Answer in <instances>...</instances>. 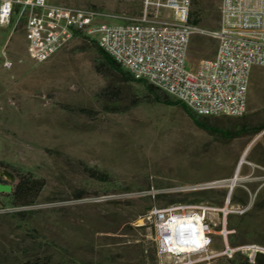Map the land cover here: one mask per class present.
Masks as SVG:
<instances>
[{"label":"rangeland","instance_id":"rangeland-1","mask_svg":"<svg viewBox=\"0 0 264 264\" xmlns=\"http://www.w3.org/2000/svg\"><path fill=\"white\" fill-rule=\"evenodd\" d=\"M219 1L204 0L205 31L217 28ZM49 2L98 9L109 23L120 22L112 15L135 17L141 9V0ZM83 42L74 40L38 64L25 52L24 19L14 14L0 25V180L13 188L19 176L29 175L43 184L29 208L10 207L0 193V264H160L153 226L141 218L184 195L153 201L142 194L223 180L214 191L227 195L241 158L231 195L245 193L248 203L232 236L264 246V130L231 140L210 134L179 107L150 101L144 88L105 69ZM215 51L214 39L194 35L188 65ZM110 104L119 111L106 109ZM245 117L252 126L264 123V68L252 70ZM209 120L232 127L223 117ZM229 207L240 206L229 199ZM212 216L218 231L221 214ZM221 245L214 237L212 248ZM162 264L177 262L165 258ZM208 264L231 263L220 258Z\"/></svg>","mask_w":264,"mask_h":264},{"label":"built area","instance_id":"built-area-1","mask_svg":"<svg viewBox=\"0 0 264 264\" xmlns=\"http://www.w3.org/2000/svg\"><path fill=\"white\" fill-rule=\"evenodd\" d=\"M191 0H141L139 15L111 16L109 23L94 8L54 5L49 0H0V25H8L15 14L24 19L27 57L44 63L74 40L96 46L133 80L145 82L183 104L199 117H241L247 108L249 83L254 67L264 68V0H220L218 25L205 31L190 23ZM208 35L216 42L214 57L188 65L190 40ZM264 133V132H263ZM223 180L179 184L142 195L153 201L160 195H186L214 190ZM233 186L225 203H176L153 206L141 218L152 224L156 256L177 264H208L217 259L242 256L253 264L264 246L246 243L231 246L228 237L246 211L229 207ZM221 214V226L213 228V216ZM236 216L237 219H232ZM214 237L221 241L213 249Z\"/></svg>","mask_w":264,"mask_h":264},{"label":"trees","instance_id":"trees-1","mask_svg":"<svg viewBox=\"0 0 264 264\" xmlns=\"http://www.w3.org/2000/svg\"><path fill=\"white\" fill-rule=\"evenodd\" d=\"M205 9L204 0H191V12H190V23L194 26H202L203 25V12ZM219 19V18H218ZM194 37V36H193ZM191 38V40L193 39ZM190 40V42H191ZM83 41V40H82ZM84 45H89L94 49L97 53L98 57L100 58L101 62L100 65L103 66L105 69L109 70L110 72L114 73L115 75L119 76L120 79L124 82L133 83L135 85H139L146 90L148 93V97L150 101L159 103L165 106H176L182 109V111L191 119L195 126L198 128L219 136L221 139L224 140H231L242 135L250 134V135H257L261 131L264 130V123L252 126V124L244 118V115L239 117L240 122H234L227 117H223L232 124L230 130L227 128L221 127L217 125L215 122H211L208 117H199L189 111L183 104L178 101L173 100L167 95L159 94L156 88L153 86L142 82L133 80L127 73L121 70L113 60L103 53L94 42L88 43L86 41L83 42ZM97 72H101L99 67L95 68ZM108 110L110 111H119L118 107L115 104H110L107 106ZM263 141H264V134H263ZM42 182L39 179H35L28 176H19L16 185L12 188L11 193L7 194L8 202L10 207L12 208H29L36 204L39 194L42 189ZM226 197L225 192H218L214 190L209 191H199L190 194L184 195L183 198L179 199H172L169 204L175 203H205L207 202L210 205H220L223 199ZM80 198V195L77 196ZM230 202L234 205H239L241 207H245L248 203V197L244 193L243 196H237L236 194H232L230 198ZM24 212L17 214H23ZM228 243L231 246H236L241 244V242H237L234 239V236L228 237ZM242 256H236L234 259L229 260L231 264H248L245 259L243 258L242 261L238 263V259ZM241 259V258H240ZM23 264H39L38 262H25ZM44 264V263H42ZM253 264H264V256L259 254L255 257V261Z\"/></svg>","mask_w":264,"mask_h":264},{"label":"water","instance_id":"water-1","mask_svg":"<svg viewBox=\"0 0 264 264\" xmlns=\"http://www.w3.org/2000/svg\"><path fill=\"white\" fill-rule=\"evenodd\" d=\"M7 176L12 178V176L10 174H7ZM11 191H12V185L10 183H3L0 181V193L9 194V193H11Z\"/></svg>","mask_w":264,"mask_h":264},{"label":"bare ground","instance_id":"bare-ground-1","mask_svg":"<svg viewBox=\"0 0 264 264\" xmlns=\"http://www.w3.org/2000/svg\"><path fill=\"white\" fill-rule=\"evenodd\" d=\"M246 152H247V149L245 150V153H244L245 155H246ZM243 163H244V158H241L239 163H238V165H237L236 173H235V176H234V178L232 179V181L230 183V186L234 187L235 182H237V177H238V174H237L238 170L237 169H239L240 165L243 164Z\"/></svg>","mask_w":264,"mask_h":264},{"label":"flooded vegetation","instance_id":"flooded-vegetation-1","mask_svg":"<svg viewBox=\"0 0 264 264\" xmlns=\"http://www.w3.org/2000/svg\"><path fill=\"white\" fill-rule=\"evenodd\" d=\"M0 181H1V180H0ZM1 182L6 183V182H4V181H1Z\"/></svg>","mask_w":264,"mask_h":264}]
</instances>
